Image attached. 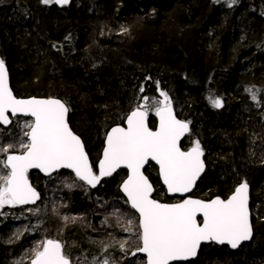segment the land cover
Listing matches in <instances>:
<instances>
[{"label": "trees", "instance_id": "1", "mask_svg": "<svg viewBox=\"0 0 264 264\" xmlns=\"http://www.w3.org/2000/svg\"><path fill=\"white\" fill-rule=\"evenodd\" d=\"M262 13L264 0H238L232 7L226 0H70L49 7L40 0H0V58L17 98L52 97L68 103L69 124L96 172L106 133L124 125L126 115L143 103L141 96L161 99L154 83L159 80L177 117L191 121L182 149L187 151L196 139L204 149L206 172L192 197L227 199L241 182L251 187L252 241L237 251L202 247L198 259L187 264H264ZM248 89L256 92V101ZM209 95L222 98L224 106L213 108ZM3 131L0 146L2 138L17 135ZM145 174L155 188L154 199L177 202L167 198L154 165ZM126 177L120 171L94 191L84 187L85 194L68 189L63 200L54 199L53 218L47 209L35 216H4L0 264H29L33 246H27V239L40 241L48 235L63 241L85 264H101L105 256L115 262V253L131 256L129 244L136 249L137 236L128 240L131 233L122 230L127 220L115 207L117 201L127 205L119 190ZM104 205L107 216H97L94 210ZM57 212L78 213L81 219L64 226ZM14 222L23 224L6 228ZM52 222L54 227L48 228ZM25 227L28 231L15 238L17 229ZM124 240L129 244L121 252Z\"/></svg>", "mask_w": 264, "mask_h": 264}, {"label": "snow or ice", "instance_id": "2", "mask_svg": "<svg viewBox=\"0 0 264 264\" xmlns=\"http://www.w3.org/2000/svg\"><path fill=\"white\" fill-rule=\"evenodd\" d=\"M226 2L228 7H232L238 0ZM40 3L65 6L70 0H40ZM154 83L161 99L141 96L143 103L137 104L126 115V127H112L106 133L97 173L89 161L83 140L70 127L68 114L71 108L68 103L52 97L17 98L9 85L5 61L0 58V125L7 127L17 116L31 118L22 124L27 129L23 132L27 139L19 141V154H9L16 148L13 143L0 146V152L6 156L0 160V166L7 170L3 172L0 169V209L35 205L40 200L39 192L29 181L28 174L32 169H38L47 176L68 169L75 180L95 188L104 177L124 168L127 169V179L122 181L121 191L127 197L125 203L139 215L138 218H128L122 230L137 236L138 245L132 256L144 254L146 264L189 261L198 255L202 243L237 249L243 242L251 240L253 227L249 184L246 181L236 186L227 199L217 196L208 201L187 198L178 203H162L153 198L155 189L144 171L149 161L159 166L158 175L168 194L191 192L205 171V153L199 139L194 140L187 151L180 147L181 138L191 134V121L177 118L169 93L161 89L159 80ZM247 91L256 101V92L252 89ZM139 92H145L144 85L140 86ZM208 100L213 108L224 106L220 97L209 95ZM153 109L159 120L156 130L148 124L149 113ZM75 186L65 184L69 190ZM28 211L39 215L41 210L36 207ZM53 211L57 210L53 208ZM60 218L64 226L81 219L68 215H60ZM117 219L121 217L117 215ZM104 223H107V218ZM37 227L39 225L33 226ZM24 231L28 228L17 229L15 238L18 239ZM127 243V240L119 243L121 252L126 251ZM30 251V264H73L61 240L44 238L35 242ZM104 251H107V246ZM92 264L97 262L93 260ZM101 264L115 262L105 258Z\"/></svg>", "mask_w": 264, "mask_h": 264}, {"label": "flooded vegetation", "instance_id": "3", "mask_svg": "<svg viewBox=\"0 0 264 264\" xmlns=\"http://www.w3.org/2000/svg\"><path fill=\"white\" fill-rule=\"evenodd\" d=\"M24 121H29V120H26V119H15V120H13L11 128L5 129V130H8L10 132V130L13 128L12 129V131H14L13 133L17 134L12 139H8L6 141H5V139L3 140L7 144L8 143H13V144L16 145V148L13 149L9 154H14V155L15 154H19V141L21 139H24V140L27 139V137L23 136L24 128L22 127V124H23ZM3 130H4V128L0 126L1 135L4 133ZM4 159H6V156L3 153L1 155V159L0 160H4ZM0 169H2V166H0ZM2 171L6 172L7 170L6 169H2ZM28 175H29L30 183L39 192L40 197H41L40 200H38L37 205H36V207L40 208V210H41L40 213L42 211L46 210V209L48 210V207H47L48 197H49L52 189L54 187L58 186V185L64 191L63 193H66L68 188L65 187V184H67V183L77 184V185H79V187L75 188L74 191L76 193H78V194H85V188L84 187H86V186L81 184L80 182L76 181L75 178L72 177V173H70V172H68L66 170L59 171L57 174H55L54 176L49 177V178L43 177L39 172H36V171L29 172ZM117 202H120V201H117ZM24 209H26V208L19 207V206L15 207V208L5 206L4 207V211H5V214H6L5 216L20 215V214H22V216H24V215H27V216L28 215H33L31 212H30V214L22 213ZM55 239L59 240L57 238H55ZM64 245H65V252L71 257V259L73 261V264H85V262L82 261V259L80 260V259L74 258L73 255L67 250L65 243H64ZM129 246L131 248V252L135 251L134 244H129ZM137 254L139 255V257H141V255L139 253H137ZM105 258H107V257L105 256L102 259V261ZM133 258H134V256H132V253H131V256H129V257H126L124 255L123 261L121 263H118V262L115 261V264H130V261Z\"/></svg>", "mask_w": 264, "mask_h": 264}, {"label": "water", "instance_id": "4", "mask_svg": "<svg viewBox=\"0 0 264 264\" xmlns=\"http://www.w3.org/2000/svg\"><path fill=\"white\" fill-rule=\"evenodd\" d=\"M7 70H8V69H7ZM8 76H9V72H8ZM9 85H10V87H11L10 76H9ZM173 109H174V108H173ZM174 113H175V115H176L175 110H174ZM9 115H10V114H9ZM176 116H177V115H176ZM20 117H23V116H17V117L12 118V119H16V118H20ZM154 117H155L156 122H157V125H156V129H157V128H158V125H159V120H158V117H156L155 115H154ZM24 118H30V117H24ZM177 118H178V117H177ZM178 119H179V118H178ZM68 121H69V114H68ZM148 124H149V127H150V116L148 117ZM1 126H3V125H1ZM10 126H11V124L8 125L7 127H4V126H3V127H4V128H9ZM121 127H126V121H125L124 125L121 126ZM156 129H155V130H156ZM110 130H111V129H110ZM110 130H109V131H110ZM188 135H189V134H186L184 137L181 138V141H180V147H181L182 143L184 142V140L186 139V137H187ZM104 147H105V142H104ZM181 149H182V147H181ZM85 151H86V149H85ZM102 152H103V151H102ZM101 158H102V155H101ZM203 159H204V157H203ZM89 161H90V159H89ZM204 162H205V161H204ZM90 163H91V162H90ZM150 164L155 165V166L159 169V166L156 165L154 161H149V163L145 165V169H146L147 166H149ZM97 169H98V167H97ZM145 169H144V171H145ZM62 170L70 171V170H68V169H61V170H59V171H62ZM121 170H126V171H127V169L120 168V169H118L115 173H113L112 176H114L115 174H117V173H118L119 171H121ZM34 171L39 172V173H40L43 177H45V178L52 177V176H54L55 174H57V173L59 172V171H58V172L53 173L52 176H47V175H45L44 173L40 172L38 169H32V170H30L29 172H34ZM98 171H99V169H98ZM70 172H71V171H70ZM205 172H206V164H205V171H204V172L201 174V176L198 178V180H197V182H196L194 188L192 189V191L189 192V193H185L184 195H180V194H168V193H167V190H166V187L163 185V182H162L161 179H160V181H161V184H162V186L164 187V189H165V191H166V194H167L168 199H171V200L176 199V198H178V199H180V200H184V199H187V198L195 199V198L192 197V195H193V193L195 192V190H196V188H197V185H198L199 181L201 180V178L204 176ZM72 174H73V173H72ZM73 175H74V174H73ZM112 176H110V177H112ZM110 177H104V178L100 181V183L97 184V186H96L95 188H91L90 186H88V185H86V184H85V185H86L90 190L94 191V190H96V189L100 186L101 182H102L104 179H107V178H110ZM159 178H160V177H159ZM80 182H82V181H80ZM82 183H83V182H82ZM83 184H84V183H83ZM120 192H121V194L124 196V198L127 200V197H126V196L124 195V193L121 191V187H120ZM154 194H155V191L153 192V198H154ZM36 204H37V202H36ZM36 204H35V205H36ZM35 205H24V206H20V207H33V206H35ZM129 207H130V205H129ZM249 208H250V212H251V217H250V219H251V223H252V211H251V188H250V186H249ZM132 210H133V209H132ZM133 211H134V213H135V210H133ZM135 214H136V215H139L138 213H135ZM198 219H202V218L198 217ZM252 227H253V226H252ZM251 241H252V239L249 240V241H245V242H243L239 248H241L242 246H244V245H246V244H249ZM211 244L216 245V246H218V247H227V248H229L231 251H237V250L239 249V248H237V249H232V248H230V246H228V245H218V244H215V243H202L201 248H202L203 246H207V245H211ZM201 248H200V250H201ZM200 250L198 251V255H197L195 258H193V259H191V260H189V261L174 262V264H184V263H189V262H193V261L197 260L198 257H199ZM139 254H140L142 257H145V258H146V256H145L144 254H142V253H139Z\"/></svg>", "mask_w": 264, "mask_h": 264}, {"label": "rangeland", "instance_id": "5", "mask_svg": "<svg viewBox=\"0 0 264 264\" xmlns=\"http://www.w3.org/2000/svg\"><path fill=\"white\" fill-rule=\"evenodd\" d=\"M46 6V5H45ZM52 6V5H51ZM47 7H49V6H47ZM153 115H154V110H153ZM25 122V121H24ZM13 129V128H12ZM12 129L10 130V132L8 131V133H5L6 135H9V134H12L14 131H12ZM27 129H24L23 130V132L24 131H26ZM0 133H1V131H0ZM4 139L2 138L1 139V142L3 141ZM4 143V142H3ZM1 144V146L2 145H6V144ZM3 153L1 152L0 153V159H1V155H2ZM76 186L75 187H73L71 190H73V189H75V188H77V187H79V185H77V184H75ZM63 190L61 189V187L58 185V186H56V187H54L53 189H52V191H51V193H50V195H49V197H48V203H47V207H48V212H50V214H51V218H53L55 215H54V211H53V204H54V199L55 198H58L59 200H63V197H62V194H63ZM115 207L117 208V210H118V212H119V214H120V216L123 218V219H125V220H127L128 218H136V216L135 215H133V213L131 212V210H130V208L127 206V205H125L123 202H115ZM36 207H31V208H26V209H24L23 210V212L22 213H25V214H30V212L28 211V209H35ZM1 213H3V217L6 215L5 214V211H4V208L3 209H0V214ZM66 214H69V215H73V213L71 212V211H68V213H66ZM74 215L76 216V217H79V216H81L80 214H78V213H74ZM48 216H49V213H48ZM57 218H58V216H57ZM53 223V222H52ZM54 227V223L52 224V225H50L48 228H53ZM51 236H53V235H48V238H50ZM134 237H135V235H133V234H130V235H128V240L129 241H133L134 240ZM138 257H139V255L137 254L136 256H134V258L130 261V264H143L139 259H138ZM31 259V258H30ZM29 264H30V262H29Z\"/></svg>", "mask_w": 264, "mask_h": 264}, {"label": "bare ground", "instance_id": "6", "mask_svg": "<svg viewBox=\"0 0 264 264\" xmlns=\"http://www.w3.org/2000/svg\"><path fill=\"white\" fill-rule=\"evenodd\" d=\"M251 188V187H250ZM208 201V200H207ZM109 210V207L107 205H104L102 207H99L97 208L96 210H94L95 214H97V216L99 217H104L107 216L106 213L108 212ZM132 212V211H131ZM133 215H134V212H132ZM107 218V217H106ZM2 220H4V217H3V213L0 214V223H3ZM23 223L22 222H14L12 224H8L6 226V228H9V229H12L14 227H20ZM9 226V227H8ZM253 226V225H252ZM35 242H38V240L36 238H30V239H27V246L31 247L33 246L34 247V244ZM213 245V244H211ZM209 246V245H207ZM216 246V245H214ZM205 247V246H203ZM218 247V246H217ZM223 248V247H222ZM202 249V248H201ZM201 251V250H200ZM200 254V253H199ZM115 260L118 262V263H121L123 261V258H124V255L122 253H115ZM138 259L143 263V264H146V258L145 257H138ZM190 263V262H189ZM184 264H187V263H184Z\"/></svg>", "mask_w": 264, "mask_h": 264}]
</instances>
